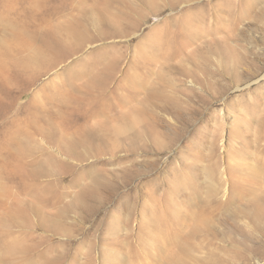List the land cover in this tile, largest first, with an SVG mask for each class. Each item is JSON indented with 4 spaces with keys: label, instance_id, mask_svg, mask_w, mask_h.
I'll use <instances>...</instances> for the list:
<instances>
[{
    "label": "rangeland",
    "instance_id": "rangeland-1",
    "mask_svg": "<svg viewBox=\"0 0 264 264\" xmlns=\"http://www.w3.org/2000/svg\"><path fill=\"white\" fill-rule=\"evenodd\" d=\"M0 264H264V0H0Z\"/></svg>",
    "mask_w": 264,
    "mask_h": 264
}]
</instances>
